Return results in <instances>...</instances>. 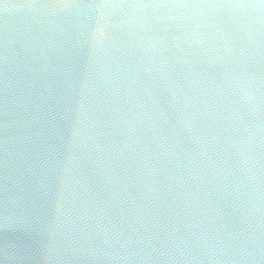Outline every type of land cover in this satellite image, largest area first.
<instances>
[{"label": "water", "instance_id": "95a60500", "mask_svg": "<svg viewBox=\"0 0 264 264\" xmlns=\"http://www.w3.org/2000/svg\"><path fill=\"white\" fill-rule=\"evenodd\" d=\"M261 242L264 0H0V264Z\"/></svg>", "mask_w": 264, "mask_h": 264}, {"label": "clouds", "instance_id": "9594fccd", "mask_svg": "<svg viewBox=\"0 0 264 264\" xmlns=\"http://www.w3.org/2000/svg\"><path fill=\"white\" fill-rule=\"evenodd\" d=\"M202 7L219 8V7H236V5H205ZM251 7H257L252 5ZM243 264H264V242L256 244L253 248H245L241 257Z\"/></svg>", "mask_w": 264, "mask_h": 264}]
</instances>
